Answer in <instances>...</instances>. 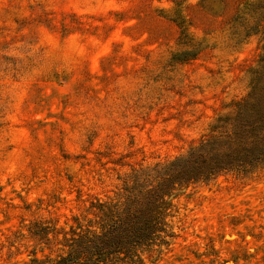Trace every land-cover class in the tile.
Instances as JSON below:
<instances>
[{"label": "rangeland", "instance_id": "374dc122", "mask_svg": "<svg viewBox=\"0 0 264 264\" xmlns=\"http://www.w3.org/2000/svg\"><path fill=\"white\" fill-rule=\"evenodd\" d=\"M132 175L180 183L142 264H264V0H0V264Z\"/></svg>", "mask_w": 264, "mask_h": 264}, {"label": "trees", "instance_id": "16d2710c", "mask_svg": "<svg viewBox=\"0 0 264 264\" xmlns=\"http://www.w3.org/2000/svg\"><path fill=\"white\" fill-rule=\"evenodd\" d=\"M248 99L238 102L237 115L248 105ZM232 124V123H228ZM217 131L211 129L209 139H216ZM211 135V136H210ZM242 168L243 164H232ZM141 179L135 175L124 183L125 192L114 200L96 201L91 203L92 218H87L84 223L74 218L76 225L64 233L62 245L66 248L59 249L50 264H142L140 252L148 249L152 244L159 245L166 242V198L175 188L172 186L144 191L149 196V213H139L135 205L136 195L131 190ZM137 210V211H136ZM152 211V212H151ZM58 233L56 227L53 228ZM34 264H39V259H32Z\"/></svg>", "mask_w": 264, "mask_h": 264}]
</instances>
